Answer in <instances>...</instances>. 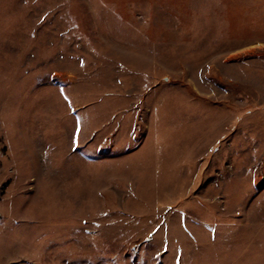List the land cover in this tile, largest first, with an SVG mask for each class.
Segmentation results:
<instances>
[{
    "label": "rangeland",
    "instance_id": "obj_1",
    "mask_svg": "<svg viewBox=\"0 0 264 264\" xmlns=\"http://www.w3.org/2000/svg\"><path fill=\"white\" fill-rule=\"evenodd\" d=\"M0 264H264V0H0Z\"/></svg>",
    "mask_w": 264,
    "mask_h": 264
}]
</instances>
